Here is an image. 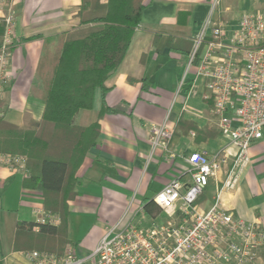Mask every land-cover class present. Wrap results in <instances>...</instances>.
<instances>
[{
  "label": "crops",
  "instance_id": "0c3cea01",
  "mask_svg": "<svg viewBox=\"0 0 264 264\" xmlns=\"http://www.w3.org/2000/svg\"><path fill=\"white\" fill-rule=\"evenodd\" d=\"M144 2L147 6L141 26L135 30L117 69L104 83L108 88L106 105L119 107L122 112L105 113L100 118L98 143L87 151L77 170L76 196L68 200L67 236L79 256L90 253L108 227L123 216L130 217L171 179H186L187 158L199 150L209 155L224 151L231 154L209 178L198 208L207 210L219 194L226 209L259 222L264 232V130L262 137L252 142L248 164L236 184L224 187L235 147L218 128L204 80L195 78L193 70L186 74L185 66H179L178 53L168 48L153 52L155 31L194 38L206 19L231 30L242 15L264 12V0ZM80 4L81 0H0V17L14 15L10 61L13 79L3 95L9 119L24 125L40 117L44 102L30 96L29 91L43 37L78 27ZM161 66L169 73L161 75ZM191 78L195 79L188 83ZM164 121L172 131L171 137L153 147L151 128ZM23 177L20 169L0 162V208L14 211L18 220L38 221V211H45L41 190L23 187ZM0 264L29 263L24 252L11 251L0 256ZM256 264H264V245Z\"/></svg>",
  "mask_w": 264,
  "mask_h": 264
},
{
  "label": "built area",
  "instance_id": "2783aa9c",
  "mask_svg": "<svg viewBox=\"0 0 264 264\" xmlns=\"http://www.w3.org/2000/svg\"><path fill=\"white\" fill-rule=\"evenodd\" d=\"M3 19L0 100L13 79L14 15L8 13ZM193 42L185 72L193 70L195 78L204 80L218 128L235 147L223 181L224 187L231 188L248 164L252 142L261 138L264 130V12L242 15L231 30L206 19ZM3 110L0 106V115ZM171 133L166 121L154 125L153 147L164 144ZM230 154L192 151L187 158V178L171 179L154 195L152 200L160 212L147 215L141 205L130 217L123 216L108 227L90 253L79 256L71 246L61 255L31 250L24 252L25 258L29 264H256L264 245L260 223L226 209L219 194L207 210H200L196 202L219 163ZM0 162L24 172L20 155L2 154ZM38 214V222H59L54 213L40 210Z\"/></svg>",
  "mask_w": 264,
  "mask_h": 264
},
{
  "label": "trees",
  "instance_id": "16d2710c",
  "mask_svg": "<svg viewBox=\"0 0 264 264\" xmlns=\"http://www.w3.org/2000/svg\"><path fill=\"white\" fill-rule=\"evenodd\" d=\"M146 6L144 0H81L78 27L43 37L29 91L30 96L44 102L40 117L20 125L9 119L4 109L0 115V155L23 157V187L40 189L43 209L58 215L59 222L18 220L14 211L0 208V256L31 250L61 255L71 247L68 200L76 196V172L87 151L98 143L100 118L105 113L122 112L106 105L108 88L104 83L124 58ZM3 31L4 19L0 17V35ZM193 43V38L153 32V52L168 48L178 53L180 67L186 65ZM198 54L199 50L193 65ZM0 106H5L3 100ZM200 200L201 196L196 202ZM142 206L147 215L160 212L152 199L143 201Z\"/></svg>",
  "mask_w": 264,
  "mask_h": 264
},
{
  "label": "rangeland",
  "instance_id": "374dc122",
  "mask_svg": "<svg viewBox=\"0 0 264 264\" xmlns=\"http://www.w3.org/2000/svg\"><path fill=\"white\" fill-rule=\"evenodd\" d=\"M218 2H219V0H218ZM159 73H161V75L163 74V75H165V73H169V71H167V67H165V66H161V68H160V70H159ZM164 80V79H163Z\"/></svg>",
  "mask_w": 264,
  "mask_h": 264
}]
</instances>
